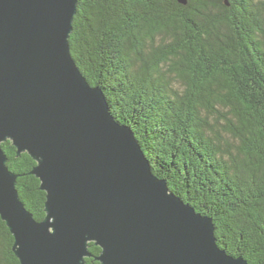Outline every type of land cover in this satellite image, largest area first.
<instances>
[{
	"label": "trees",
	"instance_id": "obj_1",
	"mask_svg": "<svg viewBox=\"0 0 264 264\" xmlns=\"http://www.w3.org/2000/svg\"><path fill=\"white\" fill-rule=\"evenodd\" d=\"M70 53L168 188L208 215L217 245L264 264V0H77ZM37 220L35 160L1 143ZM0 217V264H20ZM92 257L100 247L89 242Z\"/></svg>",
	"mask_w": 264,
	"mask_h": 264
},
{
	"label": "water",
	"instance_id": "obj_2",
	"mask_svg": "<svg viewBox=\"0 0 264 264\" xmlns=\"http://www.w3.org/2000/svg\"><path fill=\"white\" fill-rule=\"evenodd\" d=\"M186 3L187 0H178ZM77 0H0V217L20 264H248L150 167L70 53ZM36 164L45 216L19 197L1 143Z\"/></svg>",
	"mask_w": 264,
	"mask_h": 264
}]
</instances>
